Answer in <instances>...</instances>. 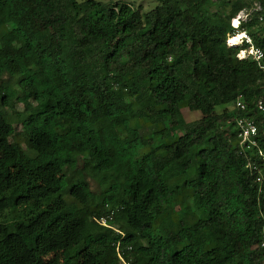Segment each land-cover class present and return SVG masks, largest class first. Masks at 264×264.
Segmentation results:
<instances>
[{
	"label": "trees",
	"instance_id": "16d2710c",
	"mask_svg": "<svg viewBox=\"0 0 264 264\" xmlns=\"http://www.w3.org/2000/svg\"><path fill=\"white\" fill-rule=\"evenodd\" d=\"M253 4L264 51V0H0V264H262L264 72L225 45Z\"/></svg>",
	"mask_w": 264,
	"mask_h": 264
},
{
	"label": "built area",
	"instance_id": "2783aa9c",
	"mask_svg": "<svg viewBox=\"0 0 264 264\" xmlns=\"http://www.w3.org/2000/svg\"><path fill=\"white\" fill-rule=\"evenodd\" d=\"M253 6L254 8H252L251 11L259 10V6L257 4H253ZM249 13L246 10H242L239 11L231 19V21H236V24L232 25V28L235 29V33L232 36L235 35L236 37H239V39L238 43L235 46H229V38L232 37L229 36L226 38L225 44L227 47H239V50L235 55L236 59H246L252 61L259 71L264 72V51L252 44L249 35L245 31H237L240 22H244L248 18ZM258 19L261 20L260 18ZM230 106L231 110L235 113L234 115H232L230 120H227L226 123H230L233 125V128L236 132V138L238 140L239 151L241 153H244L250 147H256V123L251 116L245 115L246 104L243 102L241 97H237ZM253 112L256 114L264 115V79L262 80L260 85V94L253 104ZM258 155L261 156V159L264 162V155H261L260 152H258ZM261 179H264V174L262 177H257L256 181L259 182ZM99 223L104 225L103 220H99ZM259 247L263 249L262 264H264V242H261L259 244Z\"/></svg>",
	"mask_w": 264,
	"mask_h": 264
},
{
	"label": "rangeland",
	"instance_id": "374dc122",
	"mask_svg": "<svg viewBox=\"0 0 264 264\" xmlns=\"http://www.w3.org/2000/svg\"><path fill=\"white\" fill-rule=\"evenodd\" d=\"M96 1H100L103 3L109 4V5H114V4H118V3H126V4H129L133 9L138 10L140 14L148 12L149 10H151L156 5V0H96ZM252 7H254V6H252ZM250 11L251 10H247L248 13ZM229 24L232 27V25H235L236 23L234 24L233 21L230 20ZM26 107H27L26 103H24V104L14 103V108L17 111L24 110ZM223 109L224 108H218L217 107L215 109V111H216V113L219 114L223 111ZM226 111L230 112L231 106H227ZM6 112L8 113V110H6ZM181 113H182V116L184 117L185 121H187V122L198 118V115L196 113H190L185 108H183L181 110ZM219 125L221 126L222 130H224V131L227 129V126L224 123V121H220ZM15 130L18 131L19 128H15Z\"/></svg>",
	"mask_w": 264,
	"mask_h": 264
},
{
	"label": "bare ground",
	"instance_id": "6f19581e",
	"mask_svg": "<svg viewBox=\"0 0 264 264\" xmlns=\"http://www.w3.org/2000/svg\"><path fill=\"white\" fill-rule=\"evenodd\" d=\"M233 23L235 24L236 21L233 20ZM238 39H239V37H236V36L234 35L232 38L229 39L228 45H229V46H235V45L238 43Z\"/></svg>",
	"mask_w": 264,
	"mask_h": 264
}]
</instances>
